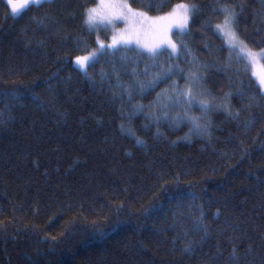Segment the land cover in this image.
I'll return each mask as SVG.
<instances>
[{
    "label": "trees",
    "instance_id": "1",
    "mask_svg": "<svg viewBox=\"0 0 264 264\" xmlns=\"http://www.w3.org/2000/svg\"><path fill=\"white\" fill-rule=\"evenodd\" d=\"M6 1L0 0V264H264V92L250 68L243 71L247 61L232 55L229 66L221 36L202 27L222 22L213 12L217 0H184L200 9L183 38L192 56L158 61L179 64L183 72L172 80L180 87L193 58L207 66L200 68L204 88L213 105L227 102L232 114L213 107L205 117L194 107L199 129L180 118L182 109L161 107L168 103L163 95L157 102L171 80L137 91L133 69L147 83L159 68L131 59L136 53L108 50L85 70L74 66L97 48L83 16L93 0H50L16 18ZM148 2L133 7L147 10ZM180 2L167 0L148 14L165 15ZM219 4L237 12L243 5L241 38L254 51L264 48L261 0ZM17 95L22 99H12ZM249 95L256 97L251 107Z\"/></svg>",
    "mask_w": 264,
    "mask_h": 264
},
{
    "label": "snow or ice",
    "instance_id": "2",
    "mask_svg": "<svg viewBox=\"0 0 264 264\" xmlns=\"http://www.w3.org/2000/svg\"><path fill=\"white\" fill-rule=\"evenodd\" d=\"M50 0H7V6L11 9L13 18L21 16L23 11L27 10L31 6H42L49 3ZM139 0H93V6L84 8V23L91 33L93 31H108L113 32L111 37V43L105 45L99 42V49L84 56H77L75 58V65L79 69H85L86 65L94 64L98 59L103 56L109 55L108 49H111V55H115L118 52H134L136 56L131 59H143L151 62V67H158L159 70L151 74V78L145 83L139 79V75L136 70L133 69V75L136 78L138 84L137 91L143 95L146 91L154 89L159 83L163 81L171 80V84L168 88L163 90V93L157 94V102H160V98L163 95L164 101L168 103H162L161 107L171 108V110L182 109L183 116L181 119H188L196 129L201 127L199 121L201 117L191 115L194 107H199L202 114L206 117L208 112L213 107H223L225 111H229V104L225 102L222 105H213L215 97H211L203 86L202 74L200 68L207 67L206 65H197L195 58L190 63L193 66V70L187 74L185 85L180 87L176 85V82L172 80L173 76L180 75L183 70L179 67L178 63H169L166 67L163 64L158 65L159 58L167 55L170 60L175 57L179 59L182 56H192V50L188 47V44L184 41L185 36H190V20L200 11L197 4H190L181 0L169 12L165 15L151 16L149 11L156 7L159 8L167 4V0H161V3L154 5L151 0L146 5L147 10H141L133 7ZM218 8H214L213 12L223 16V20L220 23L214 25L205 22L202 27L204 29L213 28L215 34L225 39L228 52H229V66H231V58L234 51L242 54L237 56V60L247 63L243 64V71L248 72L249 68L252 69V76L256 78L259 88L264 91V48L259 51H254L249 45L241 38L238 25L239 16L243 12V5H240L241 12L236 11V6L228 4H219ZM262 10H264V0H261ZM117 21H123L124 28H119ZM175 29V31H173ZM176 37L179 42L173 39ZM205 47H208L205 44ZM168 49H171L169 52ZM99 52V55H97ZM130 58L125 55L121 57V60L125 63ZM149 65L145 66V75L148 76ZM115 72L116 69L114 68ZM239 71V69H237ZM86 77L88 72L83 73ZM117 86L124 87L129 98L131 99L132 93L127 90V86L123 85L119 81L117 76ZM231 93H226L225 97L230 96ZM264 98V97H262ZM12 99H22V97L13 96ZM33 103L39 102V97L32 95L30 97ZM249 107L256 101L254 95L248 96ZM137 110L143 109V105L135 106ZM165 116L167 113H164ZM229 114L232 113L229 111ZM180 116V113L177 112ZM235 115L239 116V112ZM159 120V117L156 118ZM123 124L121 128L123 130ZM131 131V130H129ZM138 143L141 141L138 139ZM219 214V213H217ZM104 236L103 232L99 234ZM188 246H186V250ZM233 259L238 260L236 256V249H233Z\"/></svg>",
    "mask_w": 264,
    "mask_h": 264
},
{
    "label": "rangeland",
    "instance_id": "3",
    "mask_svg": "<svg viewBox=\"0 0 264 264\" xmlns=\"http://www.w3.org/2000/svg\"><path fill=\"white\" fill-rule=\"evenodd\" d=\"M6 4H7V1H6ZM9 10H10V12H11L10 7H9ZM117 24H118V27H119V28H124V27H125V24H124L123 21H117ZM173 31H175V29H173ZM93 32L95 33V37H96V40H97V48H96L94 51H96L97 49H99V43H98V40H99V42H102V43H104L105 45L111 43V37H112L113 32H112L110 29H109L108 31H93ZM222 39H223V38H222ZM223 41H224L225 45L227 46L225 39H223ZM227 48H228V47H227ZM108 50H111V49H108ZM168 51L170 52L171 49H168ZM98 54H99V52H97V55H98ZM233 55H234V56H241L242 54H240V53L238 52V50H237V51H234V52H233ZM245 61H246V60H245ZM73 63H74V66H75L76 68L79 69V67L75 65V59H74ZM86 66H87V65H86ZM85 69H86V67H85ZM85 69H83V70H85ZM79 70H81V69H79ZM250 70H251V75H252V69H251V67H250ZM252 77H253V76H252ZM253 79L256 81V78H255V77H253ZM256 83H257V82H256ZM257 84H258V83H257ZM263 92H264V91H263Z\"/></svg>",
    "mask_w": 264,
    "mask_h": 264
}]
</instances>
